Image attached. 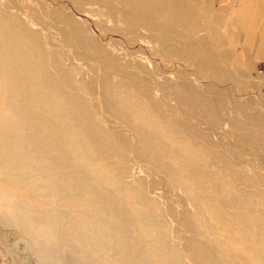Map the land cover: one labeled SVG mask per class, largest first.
Segmentation results:
<instances>
[{"label":"rangeland","instance_id":"374dc122","mask_svg":"<svg viewBox=\"0 0 264 264\" xmlns=\"http://www.w3.org/2000/svg\"><path fill=\"white\" fill-rule=\"evenodd\" d=\"M177 1L0 0V264H264V19Z\"/></svg>","mask_w":264,"mask_h":264},{"label":"bare ground","instance_id":"6f19581e","mask_svg":"<svg viewBox=\"0 0 264 264\" xmlns=\"http://www.w3.org/2000/svg\"><path fill=\"white\" fill-rule=\"evenodd\" d=\"M166 1L168 0H165V2ZM169 1L171 2L173 7L175 6V4L178 5L177 0H169ZM249 1H250L249 2L250 8L246 11V14L248 15L247 17L250 19L249 22L255 24L257 23V21H260V23L258 22V24L261 25L262 22L261 20L264 19V0H249ZM244 4L247 6V2H245ZM243 12L245 13L244 8H243Z\"/></svg>","mask_w":264,"mask_h":264}]
</instances>
